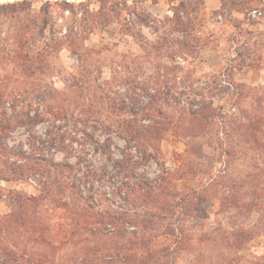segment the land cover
<instances>
[{
  "label": "rangeland",
  "instance_id": "obj_1",
  "mask_svg": "<svg viewBox=\"0 0 264 264\" xmlns=\"http://www.w3.org/2000/svg\"><path fill=\"white\" fill-rule=\"evenodd\" d=\"M44 1L35 0V8L38 10ZM178 1L138 4L137 9L154 20L153 29L144 28L148 41L143 49L137 40L122 35L115 23L105 30L97 29L86 42L90 48L101 49L100 54L84 61L86 55L80 57L64 48L54 68L38 79L23 77L0 51V94H9L5 99L10 102L0 111L8 107L9 123L13 124L8 142L22 143L37 159L36 172L24 162L27 174L23 179L1 182L0 198L9 201L10 213L14 195L40 197L37 216L46 227V240L56 247L37 245L29 242L28 235L16 232L12 238L20 252L48 264L78 262L84 250L71 247L72 231L74 241L91 247L93 242L87 238L92 236L84 233L85 227L105 229L99 214L132 208L134 194L125 199L116 188L123 180L133 184L139 176L124 178L114 167L116 160L122 159L120 152L126 142L117 135L118 125L113 123L116 118H133L129 109L135 99L138 106L153 102L162 111L159 114L148 108L150 115L146 116L140 110L138 117L144 115L146 123L190 121L189 110L206 104L219 111L209 118L206 128L196 125V136L166 131L160 143L162 165L151 161L138 168V172L156 178L165 171L176 174L188 158L198 161L207 173L199 174L193 182L173 180L176 189L183 191L194 185L205 187L211 176L223 179L222 186L207 192L198 216L188 220L198 240L190 251L182 253L179 263L264 264V84L241 82L245 84L241 90L235 85L240 82L236 78L243 62L264 66L259 61L264 56V0H226L222 12L221 0H217L218 11L208 9L216 0H185L189 11L181 13L182 25L171 19L172 6ZM5 36L3 25L0 38ZM224 72L233 87L221 84ZM202 81L207 86H195ZM52 92L63 98L50 99ZM17 93H22L20 102L15 99ZM124 102L126 109L120 110ZM233 107L236 109L230 111ZM50 108L53 112L63 109V117L53 120L46 113ZM26 114L46 119L32 127L17 123ZM106 143H111V157L101 146ZM227 150L230 155L225 154ZM43 156L68 162L72 168L50 169ZM106 227L115 230L113 225ZM169 242V236L156 238L158 245Z\"/></svg>",
  "mask_w": 264,
  "mask_h": 264
},
{
  "label": "trees",
  "instance_id": "obj_2",
  "mask_svg": "<svg viewBox=\"0 0 264 264\" xmlns=\"http://www.w3.org/2000/svg\"><path fill=\"white\" fill-rule=\"evenodd\" d=\"M147 1L158 3L160 0H82L79 2L46 0L38 10L35 8V0L0 3V27L4 25L6 31V36L0 38V51L5 54V61L14 64L23 77L34 80L54 68V61L59 58L64 48H68L80 57L100 54L101 49L90 48L86 42L97 29L105 30L115 23L118 24L122 35L137 40L143 49L145 41H148L144 28L153 29L154 20L150 14L138 10L137 7L138 4ZM169 1L173 2V0ZM93 3L97 7H92ZM225 5H227L226 0H221V12ZM172 7L174 16L171 19L179 25L184 24L181 13L188 14L186 1L180 0L176 6ZM124 13L127 16H124ZM133 14L135 18L132 17ZM87 59L89 58H84V61ZM134 82L135 80H132V84ZM235 85L240 90L245 86L241 82H236ZM99 88H101L100 85ZM6 95L9 94H0V107H5L4 103L10 104L9 100L5 99ZM57 97L63 98L62 94L52 92L50 99ZM21 98L22 93H17L16 101L20 102ZM100 98L102 99V96ZM15 103L12 108L16 107ZM132 104L129 112L134 115L133 118H116L114 123L111 122L118 125L116 133L126 142L120 152L122 159L116 160L114 167L121 175L123 174L124 178L137 179L139 176L133 184L123 180L116 188L119 193H124L125 199H129L134 194L132 208H126L121 212L99 214L100 222L104 223L105 229L93 225L85 227L84 233H90L89 235L92 236L87 238L93 242L91 247L83 246L82 241H74L75 236L72 231L73 237L69 238L70 245L84 250V255L78 262L70 264H180L179 257L184 251H190L198 240L194 237L188 220L198 216L206 201L207 192L216 186H222L223 179L211 176L205 187L194 185L184 191L176 189L173 183L176 178L178 180L186 178L193 182L198 179L199 174L207 173L202 169L201 164L192 158H188L176 174L165 171V175L149 178L145 173L138 172L139 166L151 161L162 165L160 143L166 131H173L178 136H196L198 134L196 125L206 128L209 118L219 114L218 109L214 110L206 104L200 109L189 110L190 121L181 119L177 123L169 121L166 124L154 120L146 123L144 115H150L146 109L150 108L159 114H162V111L153 102H150V105L138 106V102L134 99ZM98 105L99 102L96 103V106ZM126 106L124 102L119 109L125 110ZM7 108L0 111V185L2 181L23 179L27 174L24 162L30 164L28 168L33 173L37 170V166L34 165L37 159L23 148L22 143L8 142L13 124L9 123ZM140 110L145 112L143 117H138ZM62 111L63 109L54 112L51 108L46 109V113L51 114L53 120H60L63 117ZM196 116L197 118H193ZM45 119L39 114L35 116L26 114L24 117L20 116L17 123L32 127ZM248 128L250 125L247 126ZM183 129L185 132H182ZM101 146L106 155L113 156L111 143L101 144ZM132 150L137 154H134ZM225 154L230 155L231 152L227 150ZM11 157L15 159H10ZM43 159L50 169L55 171L72 168L68 162L56 161L54 158L46 159L44 156ZM222 171L225 172L226 169ZM222 176L225 177V175ZM46 189L49 190L48 186ZM0 195L2 196L1 193ZM39 199L40 197L37 196L14 195L12 211L6 214L0 213V264H48L45 259L29 257L24 252H20L12 238L16 232H19L22 235H28L29 242L56 248L46 240V227L37 216ZM219 203L220 206L224 205L222 198ZM233 203H237V200ZM108 224L115 226V230H109L106 227ZM128 226L131 230H128ZM160 236H169L170 242L158 245L156 238ZM99 241L101 245L98 244ZM89 259H91L90 263Z\"/></svg>",
  "mask_w": 264,
  "mask_h": 264
},
{
  "label": "crops",
  "instance_id": "obj_3",
  "mask_svg": "<svg viewBox=\"0 0 264 264\" xmlns=\"http://www.w3.org/2000/svg\"><path fill=\"white\" fill-rule=\"evenodd\" d=\"M220 7V3L219 1H214L213 5L209 6L208 9H212V10H217ZM232 52L235 51L234 49L232 50ZM237 54V53H236ZM238 56H240V58H242V54L240 55L239 53L237 54ZM264 56H262V59H259V61L264 64ZM233 58H230V60H232ZM242 60V59H241ZM244 63V62H243ZM242 65H244V68L242 67V71L239 72V74L237 75L236 80L246 83V84H252V85H258L260 83L264 84V66H255L252 65L250 63H244ZM9 203V201L0 198V213L6 214L9 210H10V206L7 205Z\"/></svg>",
  "mask_w": 264,
  "mask_h": 264
},
{
  "label": "built area",
  "instance_id": "obj_4",
  "mask_svg": "<svg viewBox=\"0 0 264 264\" xmlns=\"http://www.w3.org/2000/svg\"><path fill=\"white\" fill-rule=\"evenodd\" d=\"M223 78H224V79H223V81L221 82L222 85H226V86L233 87V82L227 79V72H224V73H223ZM195 86H196V87L207 86V82L202 81V82H200V83H196ZM182 100H183V102H185L184 99H182ZM192 106L196 107L197 105L194 104V105H192ZM235 109H236V108L233 107L230 111H233V110H235Z\"/></svg>",
  "mask_w": 264,
  "mask_h": 264
},
{
  "label": "water",
  "instance_id": "obj_5",
  "mask_svg": "<svg viewBox=\"0 0 264 264\" xmlns=\"http://www.w3.org/2000/svg\"><path fill=\"white\" fill-rule=\"evenodd\" d=\"M12 1H16V0H0V2L4 3V2H12Z\"/></svg>",
  "mask_w": 264,
  "mask_h": 264
}]
</instances>
